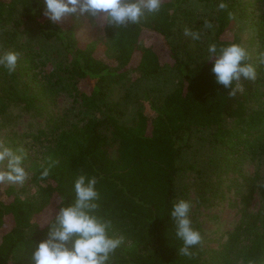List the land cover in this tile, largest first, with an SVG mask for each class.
Masks as SVG:
<instances>
[{"label":"trees","instance_id":"16d2710c","mask_svg":"<svg viewBox=\"0 0 264 264\" xmlns=\"http://www.w3.org/2000/svg\"><path fill=\"white\" fill-rule=\"evenodd\" d=\"M191 1L162 0L157 13L136 24L104 22L101 39L81 26L83 18L88 23L98 19L66 16L53 23L44 15L43 0H0L1 27L30 25L64 53L52 61L28 51L15 71L0 67V119L12 105L32 110L63 91L81 108L78 119L58 127L26 155V169L38 187L33 196L0 184V264H31L33 247L46 238L59 208L74 200V181L81 174L96 177V212L111 220L110 235L124 238L110 264H264V210L245 216L210 258L200 245L191 256L178 253L182 241L175 237L169 213L175 200L184 199L179 180L192 134L209 132L224 155L264 157V2L197 0L212 7L209 20H199L188 6ZM237 18L255 28L260 63L256 79H245L243 90L234 81L237 91L230 95L216 83L207 49L212 43L244 47L239 33H229ZM183 28L200 39L191 44L187 36L185 41ZM165 70L177 79L173 89L152 92L135 122H123L109 99L113 88L126 78L153 79ZM45 169L48 175L42 176Z\"/></svg>","mask_w":264,"mask_h":264},{"label":"rangeland","instance_id":"374dc122","mask_svg":"<svg viewBox=\"0 0 264 264\" xmlns=\"http://www.w3.org/2000/svg\"><path fill=\"white\" fill-rule=\"evenodd\" d=\"M188 6L199 20H209L208 14L212 7L207 2L192 0ZM103 23V19L88 23L87 18H83L81 26L82 30H92L102 39ZM207 25H210L209 22ZM184 29L180 31L186 41ZM229 33L240 34L251 57L250 63L257 68L260 54L256 30L251 21L235 19ZM193 43L196 40L192 39ZM9 51L18 53V59L28 51L39 52L52 61L64 57L58 43L43 40L32 26L25 23L16 30L10 24L0 26V54ZM176 81L171 70H165L153 79L132 76L116 85L109 99L122 114L121 120L131 124L135 122L140 109H147V97H153L155 92H170ZM244 82L243 78L238 81L241 90L245 87ZM80 110V102L64 91L52 99L43 98L32 110L26 109L23 104L12 105L0 119V144L13 150L22 149L26 168L29 162L26 155L35 152L34 146L38 147L43 141L51 139L58 127L73 122L75 117L78 119ZM190 145L182 161L184 169L179 180V190L180 195L192 204L191 219L203 238L200 247L204 256L210 258L213 251L224 247L231 232L245 216H258L264 210V157L253 159L233 153L224 155L221 148L211 141L209 132L205 131H195ZM32 175L28 173L24 185H9H14L24 197L33 196L38 187ZM245 243L246 240H243L242 244Z\"/></svg>","mask_w":264,"mask_h":264},{"label":"clouds","instance_id":"9594fccd","mask_svg":"<svg viewBox=\"0 0 264 264\" xmlns=\"http://www.w3.org/2000/svg\"><path fill=\"white\" fill-rule=\"evenodd\" d=\"M44 15L53 23L66 16H89L103 19L108 26H125L139 23L149 14L157 13L162 0H43ZM224 9L226 4L220 2ZM184 34L194 40L199 33L185 29ZM207 61L212 62L211 72L216 83L230 89L235 95L234 81H254L256 67L248 62L247 50L237 43L222 45L212 43L207 49ZM18 53L0 54V67L9 72L16 69ZM264 63V54L261 55ZM23 150H13L0 144V184L24 185L28 171L24 166ZM45 169L42 176H47ZM96 177L78 175L74 181L75 198L72 203L61 206L55 220L48 226L45 239L35 244L30 257L31 264H110L113 253L121 247L122 236L110 235L112 222L97 214L99 192ZM192 204L185 199L172 203L169 217L176 239L182 241L179 255L191 256L192 249L202 243L201 232L193 227Z\"/></svg>","mask_w":264,"mask_h":264}]
</instances>
